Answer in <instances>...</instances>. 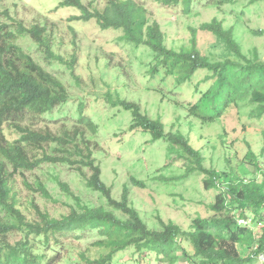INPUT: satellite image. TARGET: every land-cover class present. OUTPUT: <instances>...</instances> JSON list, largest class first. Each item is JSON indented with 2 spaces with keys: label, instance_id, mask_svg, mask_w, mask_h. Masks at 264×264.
Returning <instances> with one entry per match:
<instances>
[{
  "label": "trees",
  "instance_id": "16d2710c",
  "mask_svg": "<svg viewBox=\"0 0 264 264\" xmlns=\"http://www.w3.org/2000/svg\"><path fill=\"white\" fill-rule=\"evenodd\" d=\"M153 1L166 8L180 7L189 16L195 0ZM247 2L242 4L244 9L264 0ZM59 5L82 13L70 21L94 19L100 29L122 30L123 39L136 47H147L156 62L152 74L165 69L167 76L184 85L204 72L200 81L207 84L206 92L194 104H188L190 117L203 124L211 123L247 103L255 107V117L264 118V62L257 50L244 53L240 47L236 29L241 12H232L236 22L231 27L225 28L214 18L198 30L191 28L188 45L175 48L167 45L159 23L133 0H109L103 10L93 11L82 0H59ZM239 5L237 0H208V6L216 10L225 6L233 10ZM197 31L211 34L224 44L228 56L219 61L205 56L197 47ZM20 39H30L47 61L66 62L54 52L53 36L47 26L36 21L27 28L15 21L8 9L1 10L0 0V264H144L146 258L168 264L185 259L189 264H253L264 257L263 152L255 156L249 150L245 155L247 164L254 168L251 179L242 178L249 173L244 165H235L228 171L207 168L200 152L181 134L165 133L163 124L143 115L138 105L120 102L132 112L130 131L149 132L153 141L163 140L179 149L174 161L187 168L181 179L193 173L204 175L208 177L203 181L207 191H221L214 195L209 214L189 216L186 228L173 221L160 222L159 229L148 227L129 206L127 189L117 201L102 183L101 170L94 159L98 126L91 119L80 112L73 121L51 120L43 124L45 115L64 105L69 94L58 77L25 51ZM70 60L74 67L75 55ZM43 166L73 170L89 191L100 194L99 200H104L106 206L83 204L60 181H56L57 187L73 202L63 210L50 211L48 204L53 199L43 181L29 184L23 180V194L17 179ZM131 183L145 188L143 182L131 179ZM238 217L248 220L249 225L239 227ZM89 232L95 233V240L82 249L78 242ZM71 241L78 245H67ZM91 249L106 253L91 258ZM126 252L130 261H123ZM242 254L247 257L243 259Z\"/></svg>",
  "mask_w": 264,
  "mask_h": 264
},
{
  "label": "rangeland",
  "instance_id": "374dc122",
  "mask_svg": "<svg viewBox=\"0 0 264 264\" xmlns=\"http://www.w3.org/2000/svg\"><path fill=\"white\" fill-rule=\"evenodd\" d=\"M108 1L82 0V3L93 11L103 10ZM133 1L147 10L151 20L159 23L167 45L175 48L188 45L191 28L198 30L201 24L214 18L225 28L231 27L236 22L233 13L241 12L242 19L236 29L240 47L244 53L257 50L259 59L264 62V2L244 9L242 4L246 5L247 0H237L240 5L233 10L227 6L216 10L208 6V0H195L191 14L186 16L180 7L166 8L153 0ZM6 9L15 21L22 22L27 28L36 21L47 26L53 36L54 52L66 61L64 64L49 62L30 39H20L25 51L58 77L69 94L64 105L45 115L43 124L51 120L73 121L80 117V112L91 119L98 126L94 137L98 149L94 159L100 167L102 183L111 189L112 197L117 201L127 189L129 206L139 213L148 227L159 229L160 222L173 221L186 228L189 216L209 214L208 207L213 203L214 195L221 191H207L203 181L208 177L204 175L193 173L187 179H181L187 168L174 161L179 149L163 140L153 141L149 132L130 131L132 112L125 110L120 102L138 105L143 115L163 124L165 133L181 134L200 152L207 168L228 171L235 165H244L249 173L241 176L251 179L254 168L244 159L249 150L255 156L263 152L260 160L264 166V118L255 117L254 106L242 103L238 110H230L223 118L206 124L188 115V104H194L206 92L207 84L200 81L204 72H199L184 85H178L175 77L167 76L165 69L159 68L152 74L156 62L147 47H136L123 39L122 30L100 29L94 19L70 21L82 13L60 6L59 0H1V10ZM196 35L197 47L205 56L214 61L228 56L225 45L218 43L211 34L197 31ZM73 55L76 57L74 67L70 60ZM131 179L143 182L145 188L132 185ZM17 180L23 194H26L23 180L29 184L43 181L53 199L48 204L50 211L63 210L66 204H73L57 187L56 181L65 183L83 204L106 206L104 200H99L100 194L89 191L78 174L68 167L43 166ZM115 214L123 218L120 212ZM93 240L95 233L89 232L78 244L85 249ZM72 244L78 245L72 241L67 245ZM128 252L123 261L131 260ZM103 253L106 252L90 251L91 258ZM241 257L245 259L247 254ZM261 258L253 264H262L264 257ZM143 263L168 264L167 261L156 263L154 258H146ZM189 263L185 259L176 264Z\"/></svg>",
  "mask_w": 264,
  "mask_h": 264
},
{
  "label": "built area",
  "instance_id": "2783aa9c",
  "mask_svg": "<svg viewBox=\"0 0 264 264\" xmlns=\"http://www.w3.org/2000/svg\"><path fill=\"white\" fill-rule=\"evenodd\" d=\"M237 224L239 227H245L249 225V221L245 220L244 218H237Z\"/></svg>",
  "mask_w": 264,
  "mask_h": 264
},
{
  "label": "clouds",
  "instance_id": "9594fccd",
  "mask_svg": "<svg viewBox=\"0 0 264 264\" xmlns=\"http://www.w3.org/2000/svg\"><path fill=\"white\" fill-rule=\"evenodd\" d=\"M262 260V258H260V261ZM261 263H264V261H262Z\"/></svg>",
  "mask_w": 264,
  "mask_h": 264
}]
</instances>
